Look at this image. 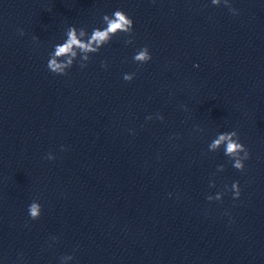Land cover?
Here are the masks:
<instances>
[{
  "label": "water",
  "instance_id": "obj_1",
  "mask_svg": "<svg viewBox=\"0 0 264 264\" xmlns=\"http://www.w3.org/2000/svg\"><path fill=\"white\" fill-rule=\"evenodd\" d=\"M229 4L0 0V264H264V0ZM117 9L132 44L50 72L69 26ZM232 130L242 172L208 150Z\"/></svg>",
  "mask_w": 264,
  "mask_h": 264
},
{
  "label": "clouds",
  "instance_id": "obj_2",
  "mask_svg": "<svg viewBox=\"0 0 264 264\" xmlns=\"http://www.w3.org/2000/svg\"><path fill=\"white\" fill-rule=\"evenodd\" d=\"M213 5H220L221 0H211ZM224 4L229 8L233 14H236V10L231 7L229 0H224ZM102 22L105 25L103 28H93L89 33L86 28H77L75 25L69 26L65 32V39L61 43L54 45V50L49 53V60L47 62V68L56 75H67L68 70L71 69L77 61L79 66L85 68L87 62L91 59V54H97L100 49L109 44L114 36H118L121 33L126 34L129 38L125 40L126 44H132L133 39V27L134 21L120 9L115 10L111 15L104 14L102 16ZM23 30H20V35H24ZM152 59V55L147 46L139 49L133 57V60L138 64H145ZM103 67H107L106 62H102ZM135 77V73H125L123 79L127 82H131ZM148 119H152L151 116ZM159 119L163 120L160 116ZM203 131L202 129H198ZM223 147L224 155L233 161V167L238 171H244V161L249 158V151L247 147L240 141L239 134L236 130L217 133L216 137L208 145L210 152L219 151ZM47 159H55L49 154ZM219 171H223V165L219 166ZM210 186H214L211 184ZM234 193V199L240 197L239 182H234L231 186ZM223 193H217L215 197L208 196L209 201L221 200ZM41 205L33 201L28 206V214L32 220L39 219L41 215ZM73 259L72 256L61 257L62 264H66L67 261Z\"/></svg>",
  "mask_w": 264,
  "mask_h": 264
}]
</instances>
